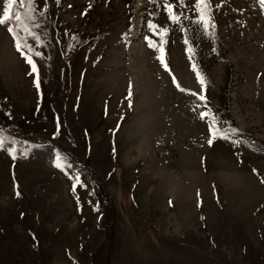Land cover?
<instances>
[{
  "label": "rangeland",
  "instance_id": "1",
  "mask_svg": "<svg viewBox=\"0 0 264 264\" xmlns=\"http://www.w3.org/2000/svg\"><path fill=\"white\" fill-rule=\"evenodd\" d=\"M185 2L35 0L39 92L0 26V264H264V10L210 0L213 37Z\"/></svg>",
  "mask_w": 264,
  "mask_h": 264
},
{
  "label": "snow or ice",
  "instance_id": "2",
  "mask_svg": "<svg viewBox=\"0 0 264 264\" xmlns=\"http://www.w3.org/2000/svg\"><path fill=\"white\" fill-rule=\"evenodd\" d=\"M35 0H3L2 9H0V26H5L8 33L11 34V37L14 42V46L16 51L24 58L26 63L30 65L31 72L37 74V78L34 80V84L36 86L37 91L39 92L40 89V83H39V77H38V66L35 63L33 56H41V53L34 49L33 45L29 43V37H31L33 40L36 41L37 44L41 43L40 36L32 30L34 17L32 15L34 9L33 4ZM154 2V0H152ZM19 4L21 8H25L24 12H21L20 10H13L14 5ZM179 4L180 7H189L188 4H186L185 0H163V9L167 12V19L170 20L174 24H181L182 23V16L183 13H178L174 9L176 8V5ZM259 4L262 10H264V0H259ZM46 7V5H45ZM91 7V5H89ZM212 9V4L210 0H193V3L191 4V10L195 12V15L191 18V22L200 26L203 30L204 34L206 35H212L214 37V28H215V22L213 21L210 13ZM187 18V17H185ZM148 28L150 31L154 33V35L160 36V52L161 55H159L157 58L159 59L160 63L164 65V67L167 70V65L165 63V60L163 58V44L165 42V34L168 32V28L161 27L157 24H154L151 20L148 22ZM158 29V31H157ZM181 31H186L183 27H181ZM23 33V34H21ZM145 40L148 42L149 47H157V45L154 44V42L149 38L145 37ZM185 45L189 44V41L187 37L185 36L184 39ZM215 50V49H213ZM186 51H189V55L191 58V49L187 48ZM193 71L196 73V79L198 83L201 86V92H203V88L205 85V79L202 75V73L198 70L197 65L192 64ZM173 84L176 86V88L180 91H188L184 89L173 77L172 79ZM192 95L197 96L199 100H204L205 97L202 94L198 93H192ZM131 96V92L129 91V97ZM130 103V101H129ZM205 116H211L210 112H201L200 117L203 119ZM216 119L214 116H211L210 123H209V132L213 136H218L220 138H225V134L222 132L220 128L215 127ZM208 143H212V139L210 138L208 140ZM16 144V140L12 139V145ZM5 147V137L0 136V149H3ZM7 151L9 155H15L17 149L14 146H9L7 148ZM62 157L59 153L56 154L55 160L53 161L54 166L57 168H63V164L61 163ZM69 179L72 181L71 188L73 191H75L77 185L83 186V183L81 181V177L79 174L75 176L69 177ZM19 195V193H17Z\"/></svg>",
  "mask_w": 264,
  "mask_h": 264
},
{
  "label": "trees",
  "instance_id": "3",
  "mask_svg": "<svg viewBox=\"0 0 264 264\" xmlns=\"http://www.w3.org/2000/svg\"><path fill=\"white\" fill-rule=\"evenodd\" d=\"M13 10H17V4L14 5ZM1 128V127H0ZM71 161L76 163L78 166L84 168L89 176L92 178L93 182H94V189H95V193L97 194L98 198H99V202L100 205H104V201L107 198L106 196V192L104 191L103 187H102V183L99 181L98 177L85 165L83 166V162L80 159H76L74 156H70Z\"/></svg>",
  "mask_w": 264,
  "mask_h": 264
}]
</instances>
